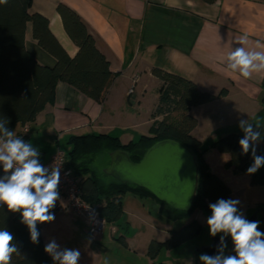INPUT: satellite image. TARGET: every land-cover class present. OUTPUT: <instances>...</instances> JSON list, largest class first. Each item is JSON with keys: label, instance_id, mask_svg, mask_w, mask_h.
<instances>
[{"label": "crops", "instance_id": "1", "mask_svg": "<svg viewBox=\"0 0 264 264\" xmlns=\"http://www.w3.org/2000/svg\"><path fill=\"white\" fill-rule=\"evenodd\" d=\"M61 3L80 16L110 62L115 79L102 104L67 83H58L54 101L28 124L29 141L39 149L40 163L45 167L53 153L62 149V142L68 144L72 136L104 134L119 138L123 145L151 136L154 124L163 120L154 115L161 85L153 75L154 68L189 79L200 90L215 95L228 90L226 97L191 109L190 114L198 120L193 136L205 146L229 135H244L239 128L241 119L264 125V73H254L251 79L238 73L230 75L221 61L240 46L242 36H247L244 47L264 51V0H33L30 14L47 18L52 34L74 58L79 49L58 13ZM26 39L39 63L56 65V59L34 40L31 23ZM151 86L156 87V103L146 109L144 102ZM229 159V154L213 148L206 154L211 172L230 186L235 199L230 175L226 174L233 171L227 167ZM133 196L139 199L137 206L145 210L143 198ZM152 205L158 210L156 202ZM60 214L55 219L63 217ZM67 214L73 225L64 221L55 237L66 233L82 237L83 226L88 231L87 224L73 212ZM65 227L67 232H63ZM120 239L128 245L126 235ZM43 240L45 245L49 242L44 236ZM78 264H83V257Z\"/></svg>", "mask_w": 264, "mask_h": 264}, {"label": "trees", "instance_id": "2", "mask_svg": "<svg viewBox=\"0 0 264 264\" xmlns=\"http://www.w3.org/2000/svg\"><path fill=\"white\" fill-rule=\"evenodd\" d=\"M205 1L212 3L217 0ZM32 3L33 0H8L7 4H0V120H8L7 126L14 136L29 143L28 135L22 129L34 122L54 101L59 82L67 83L102 104L115 79L110 62L99 51L94 37L75 11L63 3L57 8L67 34L79 49L77 55L71 58L52 34L49 20L39 14H30ZM29 23L38 46L56 59L54 67L39 63L28 49L26 34ZM152 72L161 82L154 115L163 117V120L154 124L151 136H142L139 141L127 145H123L119 138L104 134L72 136L68 140L72 149L66 152L67 162L80 177L83 197L98 208L107 223L122 218L123 199L127 194L150 197L158 204L157 211H162L169 222L190 218L196 209L210 211L209 204L219 199H233L230 186L211 172L206 161V154L212 148L230 155L227 167L235 173L246 174L253 163L251 149L247 155H242L239 140L243 135H229L210 146H205L193 136L198 120L190 114L191 109L226 97L227 89L215 95L200 90L196 83L182 76L158 68ZM165 139L180 142L197 158L199 189L190 213L169 208L145 189L121 184L113 178L107 181L104 177L109 176L99 173L94 167V161L100 154H110L116 150L129 152L131 159L138 163L149 148ZM256 154L264 156V143L256 145ZM3 175L0 165V176ZM249 176L253 186H264V167ZM261 207L264 210V203ZM51 211L55 215L59 213L55 208ZM20 221V213L9 211L6 204L0 205V229L13 234V243L19 250L12 255L11 264H54L52 257L44 251L42 227L45 223H38L39 243L34 244L29 229ZM258 230L264 232V216ZM201 231L200 222L192 220L182 228L172 230L165 242L153 240L148 248V256L155 260L163 249L174 250L187 244L196 239ZM233 247L232 253L235 254Z\"/></svg>", "mask_w": 264, "mask_h": 264}, {"label": "clouds", "instance_id": "3", "mask_svg": "<svg viewBox=\"0 0 264 264\" xmlns=\"http://www.w3.org/2000/svg\"><path fill=\"white\" fill-rule=\"evenodd\" d=\"M8 0H0L7 4ZM247 36L238 40L240 46L227 52L221 61L226 64L229 74L238 73L245 79H251L253 74L264 73V51L249 50L246 44ZM8 120H0V165L4 172L0 176V205H7L11 212L20 213L21 223L30 232L32 243H39L40 232L38 223L53 222L55 208L59 199L58 185L60 183V168L51 170L40 163V151L31 143L15 137L9 129ZM239 128L244 133L239 140L242 155H247L251 149L253 163L246 174H255L264 167V156L256 154V145L261 140V126L250 123L249 120H239ZM238 199H219L210 203L211 215L207 218L210 235L220 238V255L210 257L201 254V264H264V232L259 231L260 221H250L239 210ZM231 236L234 255H224L225 238ZM14 236L6 229H0V264H11L12 255L18 253V247L13 243ZM54 264H78L80 252L77 249H61L55 239L50 240L44 248Z\"/></svg>", "mask_w": 264, "mask_h": 264}, {"label": "rangeland", "instance_id": "4", "mask_svg": "<svg viewBox=\"0 0 264 264\" xmlns=\"http://www.w3.org/2000/svg\"><path fill=\"white\" fill-rule=\"evenodd\" d=\"M155 88V86H151L147 93L144 102L146 109H152L154 103H156ZM249 122L260 125V123ZM260 126L262 135L257 145L264 143V125ZM61 147L67 153L72 149L71 145L65 142H62ZM110 163V154L102 153L94 161V167L99 173H104ZM226 174L230 175L234 198L240 201L239 210L248 220L257 215L258 221H260V228L264 216V210L261 207L262 203H264V186H253L250 176L243 173L231 171ZM104 178L107 181H111L110 176ZM133 198L135 197L132 194L125 196L122 218L117 222L107 223L103 233L97 240H93L88 235V231L85 230L84 226L82 237L79 234L70 235L66 233L57 239L55 237L56 232L60 227L63 228L64 221H67L69 225H73L67 212L61 213L59 217H63L60 219L46 222L42 227V236L48 241L55 239L60 247L63 246L62 249L79 250V260L83 257V264H201L199 256L202 253L206 254L201 249L211 246L215 238H221L223 235V233H218L215 237L210 235L207 218L211 215V212L208 210L196 209L190 218L169 222L162 211L155 210L152 205L155 202L153 199L150 197L143 198L145 210H142L135 203L139 199ZM68 212L71 213V211ZM192 220H198L202 225L201 234L196 239L174 250L163 249L155 260L149 258L147 250L152 239L165 242L172 230L180 229ZM76 221L78 222L79 220ZM75 224L77 223L75 222ZM64 229L63 232H67L68 227ZM113 229H115V232L112 231ZM123 234L127 237L128 245L120 239ZM226 239L225 244L227 247L224 255H234L232 253L234 245L231 236L226 237ZM218 255H220V252Z\"/></svg>", "mask_w": 264, "mask_h": 264}, {"label": "water", "instance_id": "5", "mask_svg": "<svg viewBox=\"0 0 264 264\" xmlns=\"http://www.w3.org/2000/svg\"><path fill=\"white\" fill-rule=\"evenodd\" d=\"M110 158V166L104 173L117 182L145 189L175 211L190 213L194 208L200 169L196 156L180 142L172 139L159 141L138 163L125 150L110 153ZM250 221H258L257 215ZM219 247L220 238H215L211 246L201 251L215 257Z\"/></svg>", "mask_w": 264, "mask_h": 264}, {"label": "built area", "instance_id": "6", "mask_svg": "<svg viewBox=\"0 0 264 264\" xmlns=\"http://www.w3.org/2000/svg\"><path fill=\"white\" fill-rule=\"evenodd\" d=\"M133 90L134 88L130 90V93H133ZM22 132L28 134L29 126H24ZM54 167L60 168L59 199L56 201L55 209L60 213L73 212L87 224L89 236L93 240H97L103 233L107 221L101 216L96 206L89 204L84 199L80 177L69 167L66 152L60 148L53 153L46 168L51 170Z\"/></svg>", "mask_w": 264, "mask_h": 264}]
</instances>
